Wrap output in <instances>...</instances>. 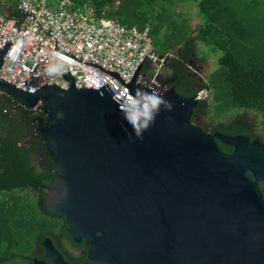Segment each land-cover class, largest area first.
<instances>
[{"label":"water","instance_id":"water-1","mask_svg":"<svg viewBox=\"0 0 264 264\" xmlns=\"http://www.w3.org/2000/svg\"><path fill=\"white\" fill-rule=\"evenodd\" d=\"M10 45L1 46L0 66ZM142 61L127 88L136 105L106 85L75 88L69 72L61 73L67 89L48 84L32 94L0 78L25 108L42 102L45 118L31 121L53 164L50 183L39 186L46 209L99 264H264V145L201 130L191 122L198 100L176 83L156 95L168 103L138 136L128 116L153 95L134 83ZM40 245L44 259L67 264L50 238Z\"/></svg>","mask_w":264,"mask_h":264},{"label":"trees","instance_id":"trees-1","mask_svg":"<svg viewBox=\"0 0 264 264\" xmlns=\"http://www.w3.org/2000/svg\"><path fill=\"white\" fill-rule=\"evenodd\" d=\"M2 1L10 2L12 9L18 0H0L1 7ZM74 1L88 3L96 17L116 18L124 26H149L154 50L167 55L165 68L177 76L170 86L175 84L174 90L185 97H195L201 89L210 95L209 104L207 99L198 100L193 116L208 112L209 106L215 114L242 110L209 128L264 145V0ZM189 1L198 9V23L179 10ZM197 44L218 54V67L200 80L192 76L189 63ZM12 104L8 97L0 106V264H32L35 247L44 238L63 233L73 242L64 219L46 209V194L39 188L50 183L54 171L31 118L45 116L20 107L4 114L2 108ZM217 145L232 152L228 145L219 141Z\"/></svg>","mask_w":264,"mask_h":264},{"label":"built area","instance_id":"built-area-1","mask_svg":"<svg viewBox=\"0 0 264 264\" xmlns=\"http://www.w3.org/2000/svg\"><path fill=\"white\" fill-rule=\"evenodd\" d=\"M5 42L11 45L0 66V78L26 93L48 84L67 89L61 73L69 72L75 88L106 85L118 100L136 105L127 88L143 58L134 83L155 95L169 88L162 77L167 55L154 50L150 27L124 26L116 18L96 17L88 3L18 0L0 15V49ZM8 97L13 104L10 109L2 108L3 113L25 108L2 89L0 106ZM207 97L201 89L195 99ZM29 110L43 112L42 102Z\"/></svg>","mask_w":264,"mask_h":264},{"label":"rangeland","instance_id":"rangeland-1","mask_svg":"<svg viewBox=\"0 0 264 264\" xmlns=\"http://www.w3.org/2000/svg\"><path fill=\"white\" fill-rule=\"evenodd\" d=\"M2 3L3 4H2L1 10H0V15H3L4 11L9 8L8 6H10V2L2 1ZM179 10L182 12V14L185 15L184 17L189 19V21L192 20L193 23L200 21L198 9H197L194 2L189 1V2L181 5V7H179ZM87 12H88V10H87ZM217 57H218V54L212 53L210 47L204 46L203 44H197L196 55L193 56V58L191 60L190 69H191V71L198 73L201 78L202 77L205 78L210 72L214 71L218 67ZM170 75H171L170 70H168L167 68H164V70L162 72L163 79L164 80L168 79L170 77ZM207 100H208V104H209L210 103V95H208ZM209 107H210V110L204 116V121L208 125H211V126H215L219 122H227L228 120H230V118H232L236 114H239L242 112V110L230 109L226 113L215 114L214 110L211 108V106H209ZM6 113H9V111ZM12 113L13 112L10 111V115H12ZM248 115H249V117L254 116L250 112Z\"/></svg>","mask_w":264,"mask_h":264},{"label":"flooded vegetation","instance_id":"flooded-vegetation-1","mask_svg":"<svg viewBox=\"0 0 264 264\" xmlns=\"http://www.w3.org/2000/svg\"><path fill=\"white\" fill-rule=\"evenodd\" d=\"M189 63L191 65V61ZM191 73H192L193 77H196V78H198V80H200L201 77L199 76L198 73H195L193 71H191ZM176 78H177V76L174 75L173 73H171V75L168 79H165V80L163 79V80L168 85V87H171L170 84L175 83ZM206 113L207 112L204 111V112L196 113L194 116L192 114L191 121L193 124L198 126L204 132L212 134L215 132V130L212 131L209 128V127H211V125H208L204 121V116L206 115ZM33 123H34V121H33ZM33 125L35 126V123ZM34 132H35V128H34ZM38 139H40V138L38 137ZM40 145L44 146L42 144L41 140H40ZM259 187L261 189V192H262V195L264 198V185L259 186ZM66 228H67V226H66ZM47 238H50V237H47ZM51 240L53 242V247L60 254V256L62 257L64 262H66L67 264H99L95 261H89L88 256H87L86 244H84L83 242L78 243V244L70 243L67 240V238H64L63 233H61V235H59V236H57ZM43 254H44V249L39 244L37 247H35V255L36 256L32 258V264H33V259L38 260V261H44L45 264H52L50 259H48V258L44 259L43 258Z\"/></svg>","mask_w":264,"mask_h":264},{"label":"clouds","instance_id":"clouds-1","mask_svg":"<svg viewBox=\"0 0 264 264\" xmlns=\"http://www.w3.org/2000/svg\"><path fill=\"white\" fill-rule=\"evenodd\" d=\"M50 71H55V69H51ZM146 99L148 102L143 105L141 110H138L135 112V114L128 116V119L130 120L138 136L142 134V129L147 130V128L150 126L149 122L154 119L152 110L158 109L161 104L167 105L168 103L162 98L157 97L155 94L147 96Z\"/></svg>","mask_w":264,"mask_h":264}]
</instances>
